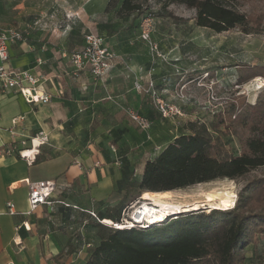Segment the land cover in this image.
<instances>
[{
  "label": "crops",
  "instance_id": "obj_1",
  "mask_svg": "<svg viewBox=\"0 0 264 264\" xmlns=\"http://www.w3.org/2000/svg\"><path fill=\"white\" fill-rule=\"evenodd\" d=\"M30 1L31 5L20 9L36 15V23L27 41L9 47L8 63L34 73L40 90L50 98L27 102L17 89L0 90V144L39 131L49 139L30 165L16 154L0 158V264H76L73 261L83 259L86 263L94 242L89 232L101 227L100 239L105 228L99 220H112L120 204L115 201V190L122 181L121 161L114 146H103L101 126L105 120L121 119L118 112L129 103L127 98L134 97L136 108L142 105L133 84L138 80L146 85L151 78L133 61L127 71L112 60L100 79L87 67L74 71L69 54L83 47L87 32L102 36L108 48L119 54L105 28H91V13L104 11L109 0ZM7 27L24 29L19 24ZM157 74L153 77L156 88L171 101L166 96L170 86ZM17 115L24 118L13 135L9 128ZM112 127L109 124L106 131ZM25 178L54 179L51 198L69 205L55 202L51 208L40 205L28 212L27 186L21 183ZM8 202L13 203L12 213ZM91 212H97L96 217Z\"/></svg>",
  "mask_w": 264,
  "mask_h": 264
},
{
  "label": "rangeland",
  "instance_id": "obj_2",
  "mask_svg": "<svg viewBox=\"0 0 264 264\" xmlns=\"http://www.w3.org/2000/svg\"><path fill=\"white\" fill-rule=\"evenodd\" d=\"M30 2V0L25 2L22 0H0V29L9 25H21L25 35V40L22 42L27 41L30 30L36 23V15L24 13L20 9L21 6L31 5ZM120 2L121 0L104 11L100 9L92 12L91 28L107 30L111 46L119 50V54L117 52L115 54L111 50L115 55L112 60L117 61V64L124 70H130L128 65L133 61L138 64L137 69L140 72L152 79L159 75L157 73H160L158 77L170 86L166 96L171 101H167L175 103L180 113L163 117L155 107L152 96L135 89L142 97V105L136 108L137 105L132 103L134 97L129 100L127 98L129 103L125 102L124 104L127 105H123L121 111L118 112L121 119L104 121L101 126L103 146L115 147L122 167L128 163L127 166L133 169L130 179H140L144 162L155 157L174 137L190 133L192 129H199L202 126L206 128L207 133L213 139L222 141L232 154L239 153L242 147L241 140L250 133L246 127L233 121L234 115L242 110L244 102L253 104L257 100H264V84L261 87L264 83L263 77L258 76L244 83L236 81L238 75L243 74L246 66L264 64V0H223L227 6L234 7L251 16V21L261 22L259 29L263 30L260 33H244L239 28L217 33L208 27L195 24L194 8L181 3L167 2V0H138L140 5L138 11L128 16H119L116 12ZM146 11L154 15L153 39L157 42L159 50L165 55L164 59L152 58L146 44L138 39L136 21L140 14ZM135 81L133 88H135ZM139 83L141 82L139 81ZM156 90L163 97L157 88ZM163 98L165 99V97ZM232 105L235 106L231 111ZM130 111L145 116L149 121V126L142 128L134 122L130 118ZM104 113L109 114L108 111ZM222 118L224 123L219 125ZM109 124H113V127L107 132ZM263 174L264 166L236 179L221 177L202 182L200 186L196 183L176 188L174 189L177 190L175 196L178 200L190 201L200 199L199 192L210 186L233 185L235 200L227 208L232 209L238 201L240 192H246V182ZM127 183L130 182L126 177L117 186L115 201L124 202L122 207L125 213L130 214L132 208L145 201V192L139 194L135 187ZM125 184L127 185L124 188ZM125 195L126 197H124ZM147 202L152 203L150 200ZM119 206L120 204L118 207L115 206L116 211ZM123 209L120 211V216ZM211 210L226 209L207 206L197 209L190 208L182 210L176 215H170L160 223L171 219L176 220L175 218L179 215L209 214ZM93 213L97 214V212ZM160 223H152L148 227ZM101 226L105 228V231L112 228L108 225ZM97 232L101 234V227L97 231L89 232V239L94 242H92L88 256L99 241ZM243 252L246 256L238 264H264V235H254L253 242L246 245ZM73 262L85 264V259Z\"/></svg>",
  "mask_w": 264,
  "mask_h": 264
},
{
  "label": "trees",
  "instance_id": "obj_3",
  "mask_svg": "<svg viewBox=\"0 0 264 264\" xmlns=\"http://www.w3.org/2000/svg\"><path fill=\"white\" fill-rule=\"evenodd\" d=\"M118 1L109 0L106 9ZM167 2L194 8L195 24L217 33L233 28L244 33L263 30L259 29L261 22L251 21V16L227 6L223 0ZM139 9L138 0H121L117 12L130 15ZM244 70L246 72L238 75L237 83L258 76L264 78V64L246 66ZM242 106L233 121L246 127L250 134L241 140L239 153L232 154L202 126L174 137L155 157L147 159L140 179H130L133 169L128 163L124 168L121 165L122 180L129 178L127 184L142 194L174 190L221 177L236 179L264 166V100L253 104L244 102ZM222 123L223 118L219 125ZM245 191L240 192L232 209L179 215L176 220L148 228L106 229L85 264H238L245 258L243 248L253 242V236L264 235V174L248 180ZM123 203L112 217L113 221H119Z\"/></svg>",
  "mask_w": 264,
  "mask_h": 264
},
{
  "label": "built area",
  "instance_id": "obj_4",
  "mask_svg": "<svg viewBox=\"0 0 264 264\" xmlns=\"http://www.w3.org/2000/svg\"><path fill=\"white\" fill-rule=\"evenodd\" d=\"M138 37L143 41L148 52L154 57L164 59L165 55L159 50L157 42L153 39L155 31V18L151 12L140 14L138 23ZM22 29L16 27H7L0 29V90L17 89L26 99L27 102H47L50 96L39 88V78L28 69L14 67L8 63L9 47L25 40ZM114 53L104 43L102 36L87 32L84 34V45L81 49L70 52L69 58L74 66V71L89 68L96 78H102L110 69ZM135 89L138 92H146L153 98L155 107L163 117H170L180 113L175 103H170L161 97L156 91V85L153 79H149L146 85H142L138 80L135 81ZM130 118L142 128L149 126L148 119L134 111L129 112ZM23 115H17L11 119L10 132L14 135V127L23 120ZM48 134L44 131L22 138L13 139L9 143L0 144V158L16 154L27 164H32L36 160L40 147L48 142ZM27 186V202L29 205L28 212L34 211L40 205H48L50 208L55 202H60L66 206L69 204L51 198L56 188L54 179H30L21 180ZM8 210L14 212L13 203L8 202ZM151 205V204H150ZM141 206V205H138ZM132 208L130 214L125 213L123 209L119 221L110 220V223L99 220L104 225L111 226L114 229H129L132 227H148L152 224L145 217V213L137 207ZM91 215H96L91 212ZM98 219V218H97ZM27 227V225H26Z\"/></svg>",
  "mask_w": 264,
  "mask_h": 264
},
{
  "label": "bare ground",
  "instance_id": "obj_5",
  "mask_svg": "<svg viewBox=\"0 0 264 264\" xmlns=\"http://www.w3.org/2000/svg\"><path fill=\"white\" fill-rule=\"evenodd\" d=\"M263 84L264 83H262L261 87H263ZM201 184L202 183H198L197 185L200 186ZM176 191L177 190L145 192V201L137 208L145 213V217L150 220L151 223H160L164 221L166 217L176 215V213L178 214V212L190 208L197 209L207 206L209 208L227 209L234 203L236 196L233 185L223 184L213 185L205 190H201L199 192L201 196L200 199L190 201L178 200L175 196ZM147 200H150L152 205H150ZM103 222L110 223L109 220H103Z\"/></svg>",
  "mask_w": 264,
  "mask_h": 264
}]
</instances>
